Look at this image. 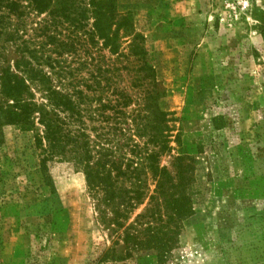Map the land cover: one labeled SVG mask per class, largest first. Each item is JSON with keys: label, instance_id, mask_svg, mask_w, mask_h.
I'll list each match as a JSON object with an SVG mask.
<instances>
[{"label": "rangeland", "instance_id": "rangeland-1", "mask_svg": "<svg viewBox=\"0 0 264 264\" xmlns=\"http://www.w3.org/2000/svg\"><path fill=\"white\" fill-rule=\"evenodd\" d=\"M116 6L144 37L157 104L171 120L172 150L155 160L168 178L147 173L143 204L112 227L111 240L83 173L60 158L41 171L34 134L0 121V264H264V40L257 21L264 0H116ZM1 44L0 65L12 66L17 43ZM121 85L132 98L127 114L142 113V90L131 88V76ZM5 101L0 96V108ZM95 118H84L86 134L106 135L105 147L114 150L124 138L109 129L113 121ZM127 133L140 146L147 140L131 127ZM180 156L194 159L193 211L183 221L175 214ZM135 231L142 243L159 238L163 262L151 244L131 258L97 263L108 248L125 255L123 233Z\"/></svg>", "mask_w": 264, "mask_h": 264}, {"label": "trees", "instance_id": "trees-1", "mask_svg": "<svg viewBox=\"0 0 264 264\" xmlns=\"http://www.w3.org/2000/svg\"><path fill=\"white\" fill-rule=\"evenodd\" d=\"M260 14L257 21L264 40V12ZM2 39L17 43L20 54L12 66L0 65V96L6 100L0 108L2 125L34 134L41 171H48L49 164L60 158L83 173L97 221L111 232L112 240L116 234L112 227H119L143 204L147 173L168 178L155 160L160 152L172 150L171 136L166 135L171 120L157 104L160 88L144 37L135 32L130 13H118L116 0H0ZM123 76H131V88L144 93L142 113L125 111L132 98L121 85ZM85 117L113 121L109 129L124 139L114 150L105 147L109 140L104 134L90 140ZM130 127L147 138L143 146L127 133ZM193 160L175 158L179 181L175 214L180 221L193 211ZM139 233H123L125 255L108 248L97 263L131 258L151 244L163 262L166 252L159 238L142 243Z\"/></svg>", "mask_w": 264, "mask_h": 264}]
</instances>
